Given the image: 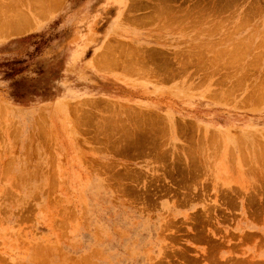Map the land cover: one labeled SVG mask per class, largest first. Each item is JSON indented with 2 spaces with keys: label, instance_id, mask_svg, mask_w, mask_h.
<instances>
[{
  "label": "rangeland",
  "instance_id": "374dc122",
  "mask_svg": "<svg viewBox=\"0 0 264 264\" xmlns=\"http://www.w3.org/2000/svg\"><path fill=\"white\" fill-rule=\"evenodd\" d=\"M0 9V264H264V0Z\"/></svg>",
  "mask_w": 264,
  "mask_h": 264
},
{
  "label": "bare ground",
  "instance_id": "6f19581e",
  "mask_svg": "<svg viewBox=\"0 0 264 264\" xmlns=\"http://www.w3.org/2000/svg\"><path fill=\"white\" fill-rule=\"evenodd\" d=\"M49 1H50V0H49ZM46 2H47V1H46ZM52 2H53V1H52ZM232 2H233V1H232ZM23 3H24V2H23ZM10 4H11V3H10ZM19 4H20V3H19ZM19 4H18V5H19ZM25 5H26V4H25ZM41 5H42V4H41ZM3 7H4V6H3ZM10 7H11V6H10ZM16 7L18 8V6H15V8H16ZM19 8H20V7H19ZM19 8L16 9V10L18 11ZM225 8H226V7H225ZM1 9H2V8H1ZM1 9H0V10H1ZM8 9H9V8H8ZM8 9H7V10H8ZM12 9H13V6H12ZM20 9H21V8H20ZM55 9H56V8H55ZM7 10H6V11H7ZM21 10H22V9H21ZM221 10H222V9H221ZM3 11H4V10H3ZM14 11H15V9H14ZM23 11H24V10H23ZM32 11H33V10H32ZM34 11H35V10H34ZM36 11H37V8H36ZM36 11H35V12H36ZM8 12H9V11H8ZM19 12L22 13L20 10H19ZM19 12H17V14H18ZM24 12H25V11H24ZM15 13H16V12H15ZM36 13H37V12H36ZM11 15H13V14H11ZM22 15H24V18H25V14H23V13H22L21 15H19V17L22 16ZM13 16H14V15H13ZM40 16H41V15H40ZM40 16H39V17H40ZM10 17H11V16H10ZM15 17H16V15L14 16V18H15ZM26 17H27V16H26ZM6 18H7V17H6ZM28 18H29V17H28ZM0 19H1V18H0ZM7 19H9V18H7ZM7 19H5V20L7 21ZM17 19L22 20V19H20V18H18V17L16 18V20H17ZM9 20H10V19H9ZM9 20H8V23L10 22ZM19 20H17V21L15 22V19H14V21L12 22V23L14 24V26H13V24L11 25L12 27L9 26V27H11V28H10V31L12 32L11 34H21V33H23V32H25V31L28 30V28H24L23 25H22V26L20 25L23 21L21 22V21H19ZM24 20H25V19H24ZM3 21H4V19L2 20V22H3ZM6 21H4V22H6ZM18 21H19V22H18ZM175 21H176V20H175ZM25 22H26V21H24L23 24H24ZM19 23H20V24H19ZM2 24H3V23H2ZM6 24H7V23H6ZM18 24H19V25H18ZM25 24H27V23H25ZM260 24H261V23H260ZM3 25H5V23H4ZM165 26H166V25H165ZM0 27H1V23H0ZM4 28H5V26H4ZM218 28H219V27H218ZM0 29H1V28H0ZM5 29H6V28H5ZM26 29H27V30H26ZM216 30H217V29H216ZM10 31H9V33H10ZM2 32H3V31H2ZM207 35H208V34H207ZM227 36H228V35H227ZM224 38H225V37H224ZM240 39H241V38H240ZM219 40H220V39H219ZM220 42H221V41H220ZM240 43H241V42H240ZM260 44H261V43H260ZM237 46H238V45H237ZM258 46H259V44H258ZM250 47H251V46H250ZM258 48H260V47H258ZM255 49H256V48H255ZM221 51H222V50H221ZM223 51H224V50H223ZM223 51H222V52H223ZM241 51H242V50H241ZM260 51H261V50H260ZM216 52H217V51H216ZM227 52H228V51H227ZM261 52H262V51H261ZM218 53H219V52H218ZM238 53H239V52H238ZM242 55H243V54H242ZM260 55H261V54H260ZM233 59H234V58H233ZM241 59H242V58H241ZM258 60H259V59H258ZM240 61H241V60H240ZM238 62H239V61H238ZM236 64H237V63H236ZM222 65H223V64H222ZM227 65H228V64H227ZM226 68H227V67H226ZM232 75H233V74H232ZM244 76H245V75H244ZM253 90H254V89H253ZM139 127H140V126H139ZM147 135H148V134H147ZM127 140H128V139H127ZM245 161H246V160H245ZM260 195H261V194H260ZM88 262H89V261H88ZM252 262H254V261H252ZM250 263H251V262H250ZM89 264H90V263H89Z\"/></svg>",
  "mask_w": 264,
  "mask_h": 264
}]
</instances>
